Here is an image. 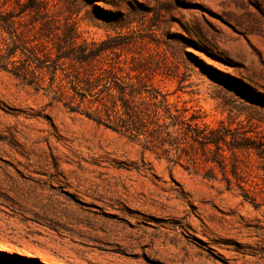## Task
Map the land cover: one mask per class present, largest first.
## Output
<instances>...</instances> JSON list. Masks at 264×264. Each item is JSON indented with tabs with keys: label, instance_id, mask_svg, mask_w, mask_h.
<instances>
[{
	"label": "rangeland",
	"instance_id": "rangeland-1",
	"mask_svg": "<svg viewBox=\"0 0 264 264\" xmlns=\"http://www.w3.org/2000/svg\"><path fill=\"white\" fill-rule=\"evenodd\" d=\"M0 65V264H264V0H0ZM123 94L248 147L205 178L87 116Z\"/></svg>",
	"mask_w": 264,
	"mask_h": 264
},
{
	"label": "trees",
	"instance_id": "trees-1",
	"mask_svg": "<svg viewBox=\"0 0 264 264\" xmlns=\"http://www.w3.org/2000/svg\"><path fill=\"white\" fill-rule=\"evenodd\" d=\"M16 50L10 51L8 58L15 54ZM6 66V65H5ZM0 68H8V66ZM75 90L82 95L83 100L93 97L96 92L90 87L85 89L73 85ZM122 105L108 106L103 103V109L87 111L89 118L99 124H103L116 131L127 135L130 139L139 141L145 149H162L164 154L170 155L176 152L178 158L187 157L195 167L204 164L207 166L203 175L205 178H216L215 168L219 167L224 172L227 168L226 150L248 147L249 143H231L236 141L235 132L225 125L220 127L202 121L195 113L188 115L190 108L179 109L177 105H128L125 94L121 96ZM83 102V101H82ZM91 102V99H90ZM101 102V101H100ZM65 105H73L65 102ZM157 107V108H156ZM71 111H77L76 107L68 106ZM250 137H245L249 140ZM226 146V148H225ZM250 146V145H249ZM232 172L236 178H240L238 162H233ZM229 186L232 180L227 179ZM244 195L248 192L243 188Z\"/></svg>",
	"mask_w": 264,
	"mask_h": 264
}]
</instances>
